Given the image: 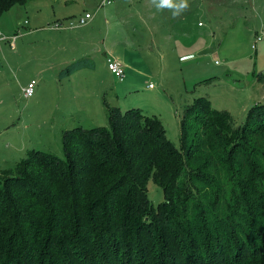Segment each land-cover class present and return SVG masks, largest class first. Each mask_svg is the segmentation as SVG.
Returning <instances> with one entry per match:
<instances>
[{"label":"trees","instance_id":"1","mask_svg":"<svg viewBox=\"0 0 264 264\" xmlns=\"http://www.w3.org/2000/svg\"><path fill=\"white\" fill-rule=\"evenodd\" d=\"M31 1L0 0V17ZM256 107L238 125L197 98L180 147L158 118L114 108L108 127L65 132L64 159L29 152L0 174V264H264ZM150 180L165 197L156 207Z\"/></svg>","mask_w":264,"mask_h":264},{"label":"rangeland","instance_id":"2","mask_svg":"<svg viewBox=\"0 0 264 264\" xmlns=\"http://www.w3.org/2000/svg\"><path fill=\"white\" fill-rule=\"evenodd\" d=\"M101 1L33 0L0 17V32L20 36L14 47L0 45V174L34 150L64 159L65 132L79 124L108 127L114 108L158 118L177 147L197 98L238 125L253 106L264 118V0H189L178 18L149 0ZM87 12L96 14L93 28H71ZM57 22L68 35L49 39L43 32ZM106 53L124 59L123 81L109 70ZM68 60L87 66L61 77ZM33 80L35 94L27 98ZM147 193L155 207L164 202L153 180Z\"/></svg>","mask_w":264,"mask_h":264},{"label":"built area","instance_id":"3","mask_svg":"<svg viewBox=\"0 0 264 264\" xmlns=\"http://www.w3.org/2000/svg\"><path fill=\"white\" fill-rule=\"evenodd\" d=\"M112 3L111 0H103L101 2V5L100 7H106L107 5H110ZM95 15L91 14V13H86L84 17H81L78 19L77 23H74L71 25V27H74L76 25L78 26H84L86 24H88L93 18H94ZM76 24V25H75ZM62 26V23L60 22H57L54 24V26L52 27L53 29H58ZM16 40V37H8L6 35H4L2 32H0V44L3 42V41H12V44H14ZM260 40H264V30L263 32L259 35V41ZM108 68L109 70L116 76L118 77L121 81L124 80V76H125V69H124V66L123 64L117 60L116 58L114 57H109L108 59ZM219 62L216 61V64H218ZM35 86H36V81H32L28 84V86L24 89V93H25V96L27 98H30L32 96H34L35 94ZM150 87H153L152 85H150Z\"/></svg>","mask_w":264,"mask_h":264},{"label":"crops","instance_id":"4","mask_svg":"<svg viewBox=\"0 0 264 264\" xmlns=\"http://www.w3.org/2000/svg\"><path fill=\"white\" fill-rule=\"evenodd\" d=\"M102 1H103V0H102ZM102 1H101V2H102ZM100 4H101V3H100ZM112 11H115V9H112ZM112 11H111V12H112ZM87 13H88V12H87ZM95 16H96V14H95ZM95 16H94V17H95ZM112 17H113V15H111V13H110V14L108 15V17H107V23H108V29H107V31H108V32L113 31V27H112V25H111V22H113V21H112ZM78 19H79V18H77L76 21H75L74 23H77ZM93 19H94V18H93ZM93 19H92V20H93ZM51 20L53 21L54 19H51ZM92 20L90 21L91 23L93 22ZM50 22H51V21H49V23H50ZM69 22H70V20H69ZM25 24H28L27 21L25 22ZM75 25H76V24H75ZM70 26H71V25H70ZM76 26H78V25H76ZM76 26H74V27H76ZM78 27H82V26H78ZM87 27H88L89 29H91V28H93V25H89V24H88ZM71 28H73V27H71ZM46 29H47V28H46ZM71 31H72V30H71ZM29 32H30V31H29ZM68 32H69L68 30H66V31H64V32H61V30H57V29H53V28H52V29H50V30H45L43 33H44V34H49L50 36H48V38H49V39H50V38H53V39L55 40L56 38L59 39V38H61V37L67 36V35H68ZM15 37H16V40H15L14 44H12V41H3V42H8V43H10V45H11L12 47H14V46L16 45L17 39H18L20 36H15ZM3 42H2V43H3ZM2 43H1V44H2ZM1 44H0V45H1ZM85 55H86V54H85ZM111 56L114 57V58L116 57L117 60H120V62L124 64V59H122L121 57L117 56L115 53H114V54H112V53H109V54L106 53V59H107V61H108L109 57H111ZM186 57H187V55L183 56L182 59H185ZM71 63H73V62H71L70 60H68V61L66 62V65L68 64V66H69V64H71ZM86 66H87V64H86ZM86 66H85V67H86ZM66 67H67V66H66ZM82 69H83V68H82ZM124 69H125V66H124ZM80 70H81V69H80ZM78 71H79V70H78ZM78 71H77V72H78ZM60 75H61V74H60ZM61 77H62V75H61ZM150 88H151V87H150ZM152 88H154V87H152ZM76 127H83V125H82V124H81V125L79 124V125H77ZM76 127H75V128H76ZM83 128H84V127H83ZM92 128H94V127H92Z\"/></svg>","mask_w":264,"mask_h":264},{"label":"clouds","instance_id":"5","mask_svg":"<svg viewBox=\"0 0 264 264\" xmlns=\"http://www.w3.org/2000/svg\"><path fill=\"white\" fill-rule=\"evenodd\" d=\"M157 11H170L173 18L183 15L190 7L189 0H149Z\"/></svg>","mask_w":264,"mask_h":264}]
</instances>
